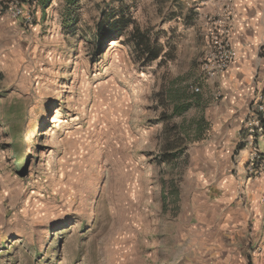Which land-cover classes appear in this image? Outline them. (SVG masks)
<instances>
[{"label": "rangeland", "instance_id": "obj_1", "mask_svg": "<svg viewBox=\"0 0 264 264\" xmlns=\"http://www.w3.org/2000/svg\"><path fill=\"white\" fill-rule=\"evenodd\" d=\"M13 1L0 0V264H202L194 170L229 118L218 84L146 61L132 27L97 51L111 0H17L30 23Z\"/></svg>", "mask_w": 264, "mask_h": 264}, {"label": "crops", "instance_id": "obj_2", "mask_svg": "<svg viewBox=\"0 0 264 264\" xmlns=\"http://www.w3.org/2000/svg\"><path fill=\"white\" fill-rule=\"evenodd\" d=\"M101 11L128 8L132 31L145 32L139 20L154 27L150 44L161 50L148 62L195 65L220 87L216 113L229 118L214 124L209 154L194 170L201 194L196 201L203 248L202 264L264 263V171L245 173L251 150L248 123L264 102V0H111ZM139 22V23H138ZM148 24V25H149ZM227 30L234 60L208 76L201 63L209 37ZM164 35V43L160 40ZM135 48V46H134ZM180 53L176 58L174 50ZM165 55V57H162ZM176 73V71H173ZM224 110H221L220 108ZM255 144L264 152V137ZM201 195V196H199Z\"/></svg>", "mask_w": 264, "mask_h": 264}, {"label": "built area", "instance_id": "obj_3", "mask_svg": "<svg viewBox=\"0 0 264 264\" xmlns=\"http://www.w3.org/2000/svg\"><path fill=\"white\" fill-rule=\"evenodd\" d=\"M12 8L15 17L24 16L22 7L17 0L12 2ZM32 18V15L29 13L24 16L26 23H30ZM207 48V52L201 63V69L208 76L225 70L234 60L235 53L230 47L227 30L224 28L219 29L209 37ZM194 90L198 91V88H194ZM254 112V116L248 123L250 134L248 144L251 147L245 164V173L248 176H256L264 171V152L255 144L257 138L264 137V102Z\"/></svg>", "mask_w": 264, "mask_h": 264}, {"label": "trees", "instance_id": "obj_4", "mask_svg": "<svg viewBox=\"0 0 264 264\" xmlns=\"http://www.w3.org/2000/svg\"><path fill=\"white\" fill-rule=\"evenodd\" d=\"M75 1L76 0H69L70 3ZM76 22L77 18L73 19V25L70 27L71 33L77 30L75 26ZM133 23L134 21L132 16L128 13V8H120L109 13H104L99 21H97L95 31L93 32V41L95 42L94 44L97 51L105 48L110 41L121 42L126 29L130 25H133ZM128 40L136 48L141 50L146 61L157 58L161 52L155 45L152 46L150 44L149 36L145 32L140 33L134 30V32H131ZM13 137L16 138L17 134L14 133Z\"/></svg>", "mask_w": 264, "mask_h": 264}, {"label": "bare ground", "instance_id": "obj_5", "mask_svg": "<svg viewBox=\"0 0 264 264\" xmlns=\"http://www.w3.org/2000/svg\"><path fill=\"white\" fill-rule=\"evenodd\" d=\"M114 43V42H113Z\"/></svg>", "mask_w": 264, "mask_h": 264}]
</instances>
